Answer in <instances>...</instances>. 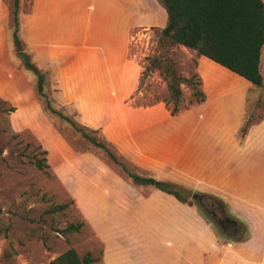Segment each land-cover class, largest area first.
Here are the masks:
<instances>
[{
  "label": "rangeland",
  "instance_id": "obj_1",
  "mask_svg": "<svg viewBox=\"0 0 264 264\" xmlns=\"http://www.w3.org/2000/svg\"><path fill=\"white\" fill-rule=\"evenodd\" d=\"M25 3L27 5L29 0ZM142 7L136 11L142 17L137 16L138 13L133 16L134 23L127 30L125 43L116 44V55L119 52L124 55L116 68L132 72L135 64L139 65L142 68L140 82L148 58L169 56L180 75L189 77L197 73L194 58L168 43L160 45V28L144 23L143 13L148 11L149 5L142 4ZM8 24L7 0H0V264H48L70 248L80 257L90 253L97 259L93 264H101L103 246L84 218L83 203H87L91 195L116 194L121 199L129 197L131 202L126 203L127 208L136 209L141 196L157 191L151 186H133L104 157L91 150L85 151L84 143L65 123L47 119L32 87L36 73L24 67L16 57ZM78 50L81 48L67 54L62 52L50 61L42 51L38 50L37 54L27 44L23 51L37 70L48 69L45 86L57 106L79 124L98 130L104 141L132 168L169 182L175 188L188 186L191 208L202 213L218 234H223L196 200L199 198L208 209L220 208L227 215L225 207L200 196L210 192L191 185L182 173L156 164L153 159L156 155L146 152V136L157 130H169L173 125L170 108L165 103L166 86L156 71L149 74L140 88L139 82L135 86L133 80L129 81L125 91L114 89L107 82H100L93 90L87 89L86 83L70 87L64 80L68 79L65 74L82 68L89 59ZM260 71L264 78V45ZM205 72V78L197 73L202 90L203 86L248 88L242 120L250 116L253 123L264 116L262 88L252 86L213 62L206 61ZM182 94L183 109L178 114L199 106H190L193 98L186 87H182ZM11 108L14 110L8 111ZM215 128L210 126V129ZM42 150L46 155L40 153ZM33 156L45 158L48 168L37 169L31 162ZM62 204H66L64 210L46 213L49 208ZM119 205L123 208L122 202ZM79 223L82 226L78 232H62L69 225Z\"/></svg>",
  "mask_w": 264,
  "mask_h": 264
},
{
  "label": "crops",
  "instance_id": "obj_2",
  "mask_svg": "<svg viewBox=\"0 0 264 264\" xmlns=\"http://www.w3.org/2000/svg\"><path fill=\"white\" fill-rule=\"evenodd\" d=\"M25 1L19 0V33L25 44L49 61L75 48L89 56L82 68L65 74L70 87L86 83L93 90L107 82L125 91L132 80L136 86L142 68L135 64L132 72L118 70L124 55H116V44L125 43L133 16L142 17L136 12L142 4L149 5L145 24L161 30L166 23L165 10L156 0ZM174 47L194 58L197 73L205 78L206 61H212L184 46ZM203 87L205 102L185 114L169 115L173 125L148 134L146 152L156 155V164L218 196L227 216L236 221L235 232L242 229V221L249 237L219 238L195 209L156 189L141 196L136 209L127 208L129 197L95 194L82 211L103 246L101 264H264V116L249 126L239 144L236 134L248 88Z\"/></svg>",
  "mask_w": 264,
  "mask_h": 264
},
{
  "label": "trees",
  "instance_id": "obj_3",
  "mask_svg": "<svg viewBox=\"0 0 264 264\" xmlns=\"http://www.w3.org/2000/svg\"><path fill=\"white\" fill-rule=\"evenodd\" d=\"M166 13V23L160 30V45H181L189 48L198 56H204L216 65L236 74L254 87L264 90V78L260 71L261 50L264 45V2L263 0H156ZM9 9L8 31L16 51H23L25 43L19 33V0H7ZM157 71L164 81L169 106V114L177 115L183 107L182 86L190 91L193 98L192 105H201L205 102V94L200 88L201 78L197 73L189 77L180 75L175 63L169 56H154L147 59L141 72L140 85L150 73ZM48 69H38L36 80L32 83L33 91L38 99L43 114L48 120H59L65 123L74 134L84 143L85 151H93L104 157L105 160L125 180L133 186H151L162 193L174 197L181 204L192 207L190 188L183 186L175 188L171 183L161 181L151 174L132 168L111 144L106 143L98 130L85 127L69 115L64 109L57 106L46 90ZM185 108V107H184ZM188 108V107H187ZM14 109H8L13 111ZM252 124L250 116L241 121L236 134V140L242 143L249 126ZM46 155V151L40 152ZM32 164L39 170L48 168L46 159L32 157ZM200 196L211 198L225 204L216 195L203 193ZM66 208V204L49 208L46 213H55ZM226 209V208H225ZM207 222V218L196 210ZM227 211V210H226ZM233 216V215H232ZM242 229L237 232L218 234L219 238H232L238 241L246 240L250 233L247 225L241 221ZM82 223L69 225L62 232H78ZM97 261L90 253L80 257L70 248L52 259L48 264H93Z\"/></svg>",
  "mask_w": 264,
  "mask_h": 264
},
{
  "label": "flooded vegetation",
  "instance_id": "obj_4",
  "mask_svg": "<svg viewBox=\"0 0 264 264\" xmlns=\"http://www.w3.org/2000/svg\"><path fill=\"white\" fill-rule=\"evenodd\" d=\"M195 197L197 199V196H195ZM202 197H204V196H202ZM198 199L196 201L200 204V207L205 211V213H207V215L212 217L213 222L216 225H218V227L220 229H222L223 231L229 232V233L235 232L237 224H236V221L233 218L225 215L220 208H218V209L215 208V210L214 209L213 210L212 209H208Z\"/></svg>",
  "mask_w": 264,
  "mask_h": 264
},
{
  "label": "water",
  "instance_id": "obj_5",
  "mask_svg": "<svg viewBox=\"0 0 264 264\" xmlns=\"http://www.w3.org/2000/svg\"><path fill=\"white\" fill-rule=\"evenodd\" d=\"M16 57L21 61L23 66L26 67L27 69L33 71L34 73H36L38 71L37 67L31 63V61H30V59H29V57H28L26 52L18 51V52H16Z\"/></svg>",
  "mask_w": 264,
  "mask_h": 264
},
{
  "label": "built area",
  "instance_id": "obj_6",
  "mask_svg": "<svg viewBox=\"0 0 264 264\" xmlns=\"http://www.w3.org/2000/svg\"><path fill=\"white\" fill-rule=\"evenodd\" d=\"M227 246H228V247H231V243H230V242H228V243H227Z\"/></svg>",
  "mask_w": 264,
  "mask_h": 264
},
{
  "label": "bare ground",
  "instance_id": "obj_7",
  "mask_svg": "<svg viewBox=\"0 0 264 264\" xmlns=\"http://www.w3.org/2000/svg\"><path fill=\"white\" fill-rule=\"evenodd\" d=\"M215 64V63H214ZM218 66V65H217Z\"/></svg>",
  "mask_w": 264,
  "mask_h": 264
}]
</instances>
